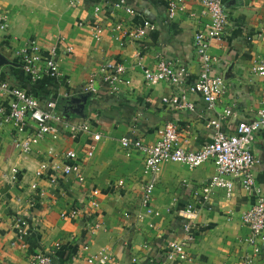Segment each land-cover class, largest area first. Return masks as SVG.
<instances>
[{
    "label": "crops",
    "instance_id": "0c3cea01",
    "mask_svg": "<svg viewBox=\"0 0 264 264\" xmlns=\"http://www.w3.org/2000/svg\"><path fill=\"white\" fill-rule=\"evenodd\" d=\"M71 1L0 0V20L6 24L0 32V82L27 90L42 102L56 99L63 120L57 140L46 138L29 153L14 146L9 127L0 132V264H32L38 254L51 255L55 264H99L101 256L107 258L104 264H161L167 244L183 239L184 221L195 227V239L185 247L187 260L173 264H240L250 254L243 242L248 228L241 214L255 204L257 193L235 181L230 197L223 189H213L208 201L194 200L192 189L207 183L215 166L206 162L188 168L164 162L151 190L153 213L144 216L140 200L151 178L144 172L143 155L122 148L119 140L126 136L154 144L158 131L172 123L182 146L195 151L210 141L212 131L206 127L210 120L219 119L222 130L232 133L239 122L255 119L264 109L263 79L250 69L254 61L264 60V0H223L229 22L222 39L211 41L208 54L217 59L212 73L223 79L226 90L212 110L200 94L186 88L200 68L194 34L209 22L196 0H185V10L173 19L167 18L168 0H124L137 11L135 18L113 6L119 0H85L76 6ZM141 18L154 30L139 40L118 38L115 24L129 30ZM95 26L102 29L99 39ZM31 39L44 49H57L60 78H45L35 86L24 77L14 54ZM159 60L184 67L188 84L180 89L167 81L148 84L144 72L153 70ZM108 62L123 65L130 84L110 94L97 82L98 94L83 96L85 82L98 78ZM173 96H184L194 104V111L172 110L161 100ZM225 109L231 114L222 119ZM82 123L89 124L100 139L77 132L74 126ZM251 144L258 161L253 169L256 189L264 196L260 133ZM92 145L93 155L87 157ZM68 151L75 153L72 162L81 181L51 168L63 164ZM42 163L47 169L36 177ZM14 168L18 176L10 183ZM91 199L98 208L87 217ZM189 202L195 211L185 215ZM73 211L78 214L71 218ZM18 219L26 222L22 234L15 225ZM254 264H264V256Z\"/></svg>",
    "mask_w": 264,
    "mask_h": 264
},
{
    "label": "built area",
    "instance_id": "2783aa9c",
    "mask_svg": "<svg viewBox=\"0 0 264 264\" xmlns=\"http://www.w3.org/2000/svg\"><path fill=\"white\" fill-rule=\"evenodd\" d=\"M85 0H73L72 6H76ZM205 9L209 22L205 30L197 32L193 37L195 54L200 62V68L196 80L190 84L187 92L200 94L202 102L208 110H212L225 93V84L221 77L212 73L213 65L217 59L208 54V48L212 40H220L225 34L229 22V16L225 11L223 0H196ZM185 0H168L167 18L173 19L178 13L185 10ZM115 8H124L130 17L138 16L134 8L126 6L124 0H119ZM95 9V13L99 12ZM6 28V24L0 20V32ZM113 30L118 33V38H129L130 40H139L154 30V26L149 21L142 19L131 29L127 30L123 24H115ZM102 29L100 26L94 27V35L99 39ZM71 52V48H66ZM14 57L18 59L22 74L32 85H39L43 79H58L61 76L58 61L57 49H44L34 40H28L25 44L18 47ZM251 74L263 79L262 98L264 101V60L253 62ZM187 71L182 66H172L170 63L159 60L153 70L144 72V79L148 84H157L167 81L178 89L187 83ZM106 86L110 94H117L121 85H129L130 81L126 77V70L121 64L111 62L104 63L101 68V74L98 78H90L82 88V95L98 94L99 90L94 83ZM188 84V83H187ZM172 110L188 109L194 111V104L185 100L184 96L164 97L161 99ZM56 99L50 98L44 100L32 95L29 91L20 87L10 85L8 82H0V132L10 128L14 132L13 144L21 149L23 153H29L32 148L46 138L57 140L59 137V127L63 125L62 115L56 110ZM231 111L225 109L222 112V119L230 116ZM206 127L212 131L210 141L203 144L198 150H186L179 138L177 131L172 123L165 124L159 131V139L150 145H144L140 140L121 137L120 146L124 149H134L144 157V172L150 176V181L140 200V207L144 209V216L153 213L151 208V190L156 181V176L160 170V165L164 162L178 163L188 168H196L206 162H211L215 166V175L210 180L200 186L192 189L191 196L194 200L201 202L209 200L213 189H223L226 195H232L234 182L244 190H254L258 198L255 204L243 211L241 214L242 223L248 228V234L243 239L250 249L249 256L241 260L240 264H254V262L264 256V196L256 189L254 180V166L258 163L253 155L252 144L258 133L264 140V109L258 111L257 117L250 121L239 122L232 133H226L221 128L219 119H213L207 122ZM77 132H86L92 135L93 140L98 141L100 134L94 133L91 126L87 123L74 126ZM25 135L24 138H21ZM94 145L87 153L91 157L94 152ZM73 151L64 154L63 164L51 167L61 176L73 175L79 181L82 176L78 166L72 162L75 158ZM47 165L42 163L35 172L36 177H41ZM18 171L14 168L11 170L9 182L16 181ZM55 180L56 178L53 177ZM53 180V181H54ZM97 192H92V198H95ZM194 203L187 204L183 210L185 215L194 213ZM91 211L87 212V217L98 208L96 200L90 201ZM78 211H73L69 217L73 218ZM64 217V215H62ZM139 219L142 215L138 216ZM16 227L20 234L26 222L22 219L16 220ZM97 227V225H94ZM194 226L188 221L182 225L183 239L180 242H170L167 244L168 251L164 255L161 264H173L178 261L187 260L185 247L195 239ZM106 256L98 259L99 264L106 262ZM89 263L93 260H88ZM32 264H55L51 255L38 254Z\"/></svg>",
    "mask_w": 264,
    "mask_h": 264
},
{
    "label": "rangeland",
    "instance_id": "374dc122",
    "mask_svg": "<svg viewBox=\"0 0 264 264\" xmlns=\"http://www.w3.org/2000/svg\"><path fill=\"white\" fill-rule=\"evenodd\" d=\"M1 143H2V142H1V140H0V146H1ZM1 161H2V157H1V149H0V166H1ZM0 179H2V178H1V170H0Z\"/></svg>",
    "mask_w": 264,
    "mask_h": 264
}]
</instances>
